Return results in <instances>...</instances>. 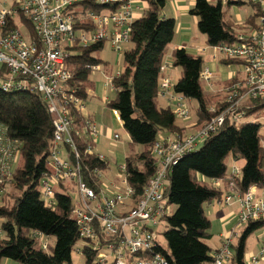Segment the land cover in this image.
Listing matches in <instances>:
<instances>
[{"label":"trees","instance_id":"16d2710c","mask_svg":"<svg viewBox=\"0 0 264 264\" xmlns=\"http://www.w3.org/2000/svg\"><path fill=\"white\" fill-rule=\"evenodd\" d=\"M146 5L144 14L134 19L130 26V49L122 56V71L112 78L115 98L106 101V108L119 113L123 131L129 137V145L141 148L140 153L127 156L124 176L128 186L134 191L133 200L141 198L143 187L156 172V162L151 154L159 132L169 135L179 133L175 116L169 107L159 108L160 68L165 65V53L175 33V22L161 18L159 13L168 0H140ZM222 1L214 5L208 0H194L189 11L196 18V27L210 47L232 45L237 41V33L231 20H227ZM228 5L239 6L241 1L227 0ZM250 22L260 15L255 6ZM76 10L100 11L91 0L81 1ZM77 15V13H75ZM75 29L79 28L78 18L74 19ZM251 23V22H250ZM102 49V44L86 48H75V55L67 64L72 78L68 82L82 99L91 87V69L101 62L93 55ZM171 65L180 70V78L172 87V93L184 100H194L197 104V123L200 128L218 115L225 107L224 99L210 97L203 91L200 75L203 60L189 55L184 49H175L170 54ZM225 65H239L236 61L225 60ZM229 82L231 84L235 82ZM239 109L244 117L264 109V100L246 101ZM215 105V113L208 111ZM72 118L81 124L82 116ZM0 124L8 137L20 145V163L12 174V184L6 197H12L7 206L6 197L0 207L2 238L0 240V264L8 260L15 264H72L71 252L79 240V232L72 217L74 203L68 196L56 194L52 207L46 206L40 196L39 181L48 172L46 165L53 134L52 118L47 113L41 96L29 93H4L0 91ZM260 125L255 122L225 123L210 133L202 145L186 154L171 168L168 185L163 193L167 206H174L172 215H165L161 222L166 230L163 234L166 249L161 246L153 254L164 256L168 264H207L212 260V250L206 244L210 238V220L204 213V206L219 199L220 191L208 184L209 180H220L224 189L231 183L234 190L245 193L250 187L264 188V135L259 134ZM84 158V157H83ZM231 165L242 160L240 176L230 178L227 163ZM91 168L104 170L106 161L95 157L83 160ZM229 177V178H228ZM97 184L90 187L96 190ZM14 190L19 195L12 196ZM264 229V221L248 223L240 237L233 244L230 264H245L246 241L257 230ZM39 233L43 238L54 237L55 243L45 253L36 246ZM80 255L83 264H89L94 252L84 244Z\"/></svg>","mask_w":264,"mask_h":264},{"label":"built area","instance_id":"2783aa9c","mask_svg":"<svg viewBox=\"0 0 264 264\" xmlns=\"http://www.w3.org/2000/svg\"><path fill=\"white\" fill-rule=\"evenodd\" d=\"M81 1L85 0H0V91L34 94L44 101L52 118L53 134L46 162L48 172L39 181L41 200L52 207L56 194H61L74 203L72 217L79 240L94 252L89 264H168L164 256L153 254L160 246L155 228L167 215L163 193L168 184V168L186 154L195 152L226 119L238 123L244 118V111L239 109L243 103L264 100V0H238L259 9L256 27L238 34L232 45L213 47L223 59L240 62L243 79L229 87L230 94L225 100L228 106L195 135L159 137L153 146L159 170L143 187L137 201L128 187L122 190L112 185L111 189L106 187L100 178L94 177L99 176V170L83 162L89 155L104 160L88 147L102 131L88 121L82 123V130L74 131L69 110L83 112L85 105L77 97L76 89L68 86L72 75L67 65L69 56L76 53L75 48L98 45L104 40L109 41L113 52H121V44L128 40L133 21V0H91L103 9H85L84 13L76 10ZM75 13L79 18L77 30ZM93 69L97 71L96 67ZM205 74L207 71H202L201 80L206 81ZM175 114L184 118L187 111L179 105ZM112 115L121 125L118 112L112 110ZM75 137L83 139L76 141ZM111 138L117 140L119 136L113 134ZM82 146L87 148L80 151ZM19 157V143L10 139L0 124V207ZM161 167L163 170L159 172ZM124 168L120 166L122 171ZM239 176L240 168L233 166L230 178ZM209 182L218 188L222 185L220 180ZM123 183L126 185V179ZM94 184H97L96 190L90 187ZM72 187L74 192H70ZM228 188L217 204L239 207L233 226L241 228L264 221V188L252 186L243 194L235 191L231 183ZM224 231L222 245L212 253V260L207 264H227L231 259V242L226 237L227 230ZM2 236L0 225V240ZM36 237L39 242L43 238L39 233ZM257 247L256 254L249 255L245 264H259L264 260V231ZM103 249L105 252H101ZM76 252L80 254L79 250Z\"/></svg>","mask_w":264,"mask_h":264},{"label":"rangeland","instance_id":"374dc122","mask_svg":"<svg viewBox=\"0 0 264 264\" xmlns=\"http://www.w3.org/2000/svg\"><path fill=\"white\" fill-rule=\"evenodd\" d=\"M189 1H190V3H189V11H190L193 7V1L192 0H189ZM208 1L212 5H214L216 3V0H208ZM231 1H234V0H231ZM243 3L244 4H242V5L235 6L232 4L228 5L227 0L222 1V9L224 11H226V13H227L225 15L226 19L233 21L236 19L235 16L239 15L241 18V21L243 22L241 24H237L238 26H234L235 32L237 34L246 33L248 31V29L253 30V28L256 27V23L258 21V17H256L252 21H250L251 23L247 20L250 16L254 15L255 8H253L252 7L253 5H251V4H248L245 2H243ZM145 9H146V6L143 5V3L140 0H133L132 1L133 21H134V19H138V18L142 17ZM165 11H166V9H163L159 13V16L161 18L164 16L166 18H172L171 15L166 14ZM74 16H75V18H78V15H74ZM246 16H248V17L246 18ZM193 31H194V33H196V35L198 37H201L203 39V42H204V36L202 34H200L197 30H193ZM108 42L109 41H107V40L102 41V43H101L102 49L93 55L96 59L100 60L101 63L98 66H94L97 68V71L95 69H93V70L91 69L92 71H91V74L89 76V80H91V87H96V92L100 94L99 97H101L103 95V93L106 92L107 93L106 95L108 96L109 100H113L115 98V91L112 87L111 80L114 76L116 77L122 71V69H123L122 56L126 51H128L130 49L131 45H130L129 38H128V40L124 41V43L121 44V49H122L121 52L115 53L109 47ZM220 46H229V45H220ZM171 48H172V45H169L167 47V50L165 53V65L161 66V68H160L161 77H160L159 84H158L159 85V92H158L159 95L157 98V106L159 108L169 107L172 110V112L175 116L176 125L180 126L179 127V133H182L183 135H181V136L169 135V134L164 133V132H159V135H158L155 143L157 142V140L159 139L160 136L161 137L162 136H169L171 139H173L174 137L186 138L188 136L197 134L201 130V128L198 126V123H197L198 111H197L196 102L194 100H184L183 98L172 93L171 89H172L173 85L175 84V82L177 81V75L179 76L180 70L178 68L172 67V65H171V61H170ZM181 49H183V48H181ZM211 49L214 51L213 47ZM231 61H236L240 65V62L237 60H231ZM168 68H170L171 71L175 70L172 78L164 75ZM240 69H241V67H240ZM176 71H178V72H176ZM205 75L207 77L206 81L205 80L201 81L203 91L205 94L211 95L210 97H212V98L219 97L218 99H222V100L224 99L225 107L221 110V111H223L228 106V103L225 102V100L230 94V88L229 87L232 84H236V83L241 82L243 79V75H242V73H240V75H241L240 78L236 79V81L231 83V84L225 85L220 90H218L217 88L213 89V86L210 84V74L208 73ZM165 84H167L166 87H164ZM206 85L208 88L206 87ZM68 86L70 87V85H68ZM161 87H163V88H161ZM76 95L78 98H80L84 102L85 109L83 112H78V111L73 112V110L68 109L69 110V119L72 123L74 131L82 130V128H81L82 125L87 121L94 123L93 121L86 120L83 117V114L86 110L85 101L87 99V95H86V99H82L81 97H79L78 94H76ZM159 97H161V100L164 98L165 101L167 102V104L164 103V100H162L163 101L162 102ZM96 101H99V98ZM106 101H108V100H106ZM106 101H105V103H106ZM245 103H247V102H245ZM179 105H181L187 111V116H185L184 118H178L175 114V111ZM112 110H114V109L109 110L111 116L109 115V117H107L108 118L107 125L104 126V128H103L104 132H105V130L110 131L109 137H105L106 134L101 135L98 138H96L97 140L95 143H93L91 145L89 144L90 146H88V147L95 154L103 156V158H104L103 161L107 160L106 161L107 162L106 168L102 171L99 170L98 171L99 176H94V177L100 178L102 183L104 185H106V187H108L109 189H111L110 186L112 185V186L117 187L120 190H122L125 187H128V188H130V187L128 186L127 183H126V185H124V183H123V181H125V179H126L124 176L125 168H124V171H122L120 169V166L124 165V167H125L126 157L127 156L133 157L134 155L140 153L139 151L141 150V148L138 146L132 147L131 145H129V137L123 131L122 126L119 123H117V121L115 120L114 116L112 115ZM208 111L210 113L214 114L215 113V105H212V104L209 105ZM72 115L74 117L82 116L81 124L75 123L73 118H72ZM119 118H120V116H119ZM120 122H121V120H120ZM239 122H241V123H250V122L258 123L260 125L259 134L264 135V109L258 113H255L253 115H249L248 117H244V118L240 119ZM96 127L98 128L99 126L96 125ZM79 134H81V133H79ZM113 134H117L119 136V138L117 140H113V138H111ZM80 139H83V137H80V138L75 137L76 141H79ZM154 144H153V146H154ZM153 146L151 148V154L154 157L155 155L153 152V150H154ZM85 148H87V147L82 146L80 148V151H83L82 149H85ZM97 148L101 153L96 151ZM89 157H90V155H89ZM91 157H94V156H91ZM154 159H155V157H154ZM155 162H156V159H155ZM230 162L228 161V163H227V167H228L227 170L229 173V177H230V171L233 167V166L231 167ZM18 163H20V160H18ZM18 163L15 166V169L18 166ZM242 163H243L242 160H238L237 162L234 163V166H236L237 168H240L242 166ZM171 168H172V166L170 168H168L167 173H166L167 183H168V175L170 173ZM158 170H159V168L158 169L156 168V171H158ZM162 170H163V168L161 167L159 172H161ZM11 181H12V177H11ZM93 183H95V182H93ZM11 184H12V182H11ZM208 184L213 186L212 184H210L209 181H208ZM10 185H9V187H10ZM228 185H229V183L227 184L226 189H224L223 183H222L221 187H219V188L214 186L215 188H217V190L220 191V196H219L220 199L229 190ZM9 187H8V190L10 189ZM166 188H167V186L165 187L164 190H166ZM74 189L75 188L72 187L70 189V192H74ZM132 192H133L132 196H134V191L132 190ZM15 193L16 192L14 190H12L10 195L15 196ZM19 194L20 193H16V195H19ZM6 195L7 194L5 193L2 200H4ZM220 199L213 200L210 204L205 205L203 208L205 215L210 220V229H209L210 238L206 241V244L212 250V253L222 245V242H223L225 237L221 238L220 240L218 238V234L221 230L219 217H220V214H222L223 209H228L230 211V216H231L230 219L232 218L231 220H233V222L231 223V220L229 219V229L227 230V236L226 237H228L230 239L231 246L229 247V249H230L231 255H232L233 244L236 243V241L240 237L242 229L245 226H243L241 228L233 226L234 225V219H235V217H237L238 212H239V207L236 204L226 206V207H221L217 204V201H219ZM5 200H6L7 206H10L12 204V197L11 196H9V197L7 196ZM234 207H235V209H234ZM229 208H231V209H229ZM174 211H175L174 206H167L166 207V214L168 216L172 215L174 213ZM1 222L2 221L0 220V224H1ZM165 230H166V227H165V224L163 222H159V225L155 228V231L158 235V237H157L158 243L160 244L161 247H164L166 249V243H165V240L163 237ZM263 231L264 230H257L253 234H251L250 237L247 239L245 255H244L245 261H247V258L249 255L256 254L257 248H258L257 245H258V242L260 240V237H261ZM224 232H226V231L221 232V236ZM54 243H55L54 237L42 238L41 241L36 246V248L38 250L43 249L45 253H49V249L54 246ZM43 244H45L46 247H43ZM84 244H85V242L78 241L76 243V245L73 247L72 252H71L72 264H83L82 256L80 254H77L76 250H79L81 252V249L84 246ZM101 252H105V250L103 249V250H101ZM1 264H15V263L10 262L8 260H3L1 262ZM227 264H230V260L228 261ZM259 264H264V260L260 261Z\"/></svg>","mask_w":264,"mask_h":264},{"label":"crops","instance_id":"0c3cea01","mask_svg":"<svg viewBox=\"0 0 264 264\" xmlns=\"http://www.w3.org/2000/svg\"><path fill=\"white\" fill-rule=\"evenodd\" d=\"M192 1L194 5V0ZM189 3H190L189 0H168L165 5L164 9H166L165 11L166 14H170L172 17L170 19H173L175 22V33L173 40L170 44L172 45L171 52L175 49L183 48L189 55L200 57L203 60V70L204 71L206 70L210 74V84L213 86V89L217 88L218 90H220L232 80L234 79L236 80L240 78L241 76L240 65H234V64L225 65L223 63V61L225 60L218 53L216 52L214 53V51L211 49L212 47L206 44L205 37L203 42V39L201 37H198L196 33H194L193 30H197L196 18L191 17L189 15ZM143 5L145 4L143 3ZM235 17L236 19L232 21L234 26H238L237 24L243 23L239 15H236ZM247 17L248 16H246V18ZM162 18H166V17L164 16ZM174 72L175 70L171 71L170 68H168L164 75L172 78ZM179 78H180V72H179V76L177 75V80ZM106 94L107 93L104 92L103 95L99 97L100 94L96 92V87H90L86 91V95H87V99L85 101L86 110L83 114V117L86 120L93 121L96 125L100 127L102 131V135L106 134L105 137H109L110 131L105 130L104 132L103 129L104 126L107 125L108 122L107 117H109V115L111 116L110 111L106 108L105 101L109 100ZM98 98L99 101H96ZM159 98L161 100V97ZM162 100H164V103L167 104L164 98ZM96 151L100 152L98 148L96 149ZM229 162L232 165L233 161L229 160ZM230 217H231L230 211L228 209H223L222 214H220L219 217L220 226H221V230L218 234L219 240L221 239V232L229 229ZM232 222L233 220H231V223Z\"/></svg>","mask_w":264,"mask_h":264}]
</instances>
